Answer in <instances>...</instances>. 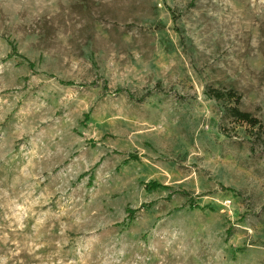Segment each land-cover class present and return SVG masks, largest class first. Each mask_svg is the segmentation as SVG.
<instances>
[{
    "label": "rangeland",
    "instance_id": "obj_1",
    "mask_svg": "<svg viewBox=\"0 0 264 264\" xmlns=\"http://www.w3.org/2000/svg\"><path fill=\"white\" fill-rule=\"evenodd\" d=\"M0 264H264V0H0Z\"/></svg>",
    "mask_w": 264,
    "mask_h": 264
},
{
    "label": "trees",
    "instance_id": "obj_2",
    "mask_svg": "<svg viewBox=\"0 0 264 264\" xmlns=\"http://www.w3.org/2000/svg\"><path fill=\"white\" fill-rule=\"evenodd\" d=\"M206 95L211 100H214L218 105H220L223 116L231 119L237 124L246 125L251 130L256 128H261L260 121L254 117L253 114L246 112L242 108V95L235 88H213L209 87L206 91ZM90 115H86L90 120ZM148 186L152 189H160L163 186L157 182H152ZM192 198V197H191ZM190 206L195 207L194 199L189 200ZM136 214L135 211H130L129 216L133 218Z\"/></svg>",
    "mask_w": 264,
    "mask_h": 264
}]
</instances>
